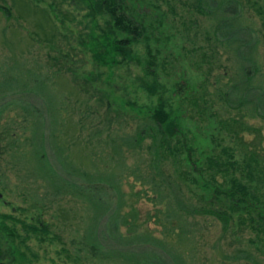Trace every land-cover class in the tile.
Wrapping results in <instances>:
<instances>
[{
  "label": "rangeland",
  "instance_id": "1",
  "mask_svg": "<svg viewBox=\"0 0 264 264\" xmlns=\"http://www.w3.org/2000/svg\"><path fill=\"white\" fill-rule=\"evenodd\" d=\"M94 2L0 0V264H99L75 259L80 247L71 240L83 228L82 201L34 202L30 192L42 182L17 157L30 148V115L20 104L44 107L49 93L61 116L58 146L82 166L92 158L109 163L110 138L134 131L137 112L176 130L166 170L191 203L230 215L228 224L212 214L193 218V242L175 238L177 253L186 264H264V113L254 96L264 92V0H125L143 32L127 45L117 40L130 36ZM224 19L242 37L233 25L219 27ZM243 41L251 56L237 51ZM241 53L256 58L245 79L255 90L245 99L219 97L238 74ZM33 74L46 85L34 99L24 87ZM140 188L133 176L123 177L126 198L161 237L155 211L163 207L137 196ZM236 191L254 208L233 206Z\"/></svg>",
  "mask_w": 264,
  "mask_h": 264
},
{
  "label": "trees",
  "instance_id": "2",
  "mask_svg": "<svg viewBox=\"0 0 264 264\" xmlns=\"http://www.w3.org/2000/svg\"><path fill=\"white\" fill-rule=\"evenodd\" d=\"M94 3V6L110 14L117 31L130 36L128 40L118 39L119 44L127 45L130 39L136 41L142 36L140 25L126 14L125 0H97ZM222 22L219 27L232 28L231 21L224 19ZM230 31L236 32L239 37L243 35L240 34L241 29L234 25ZM236 49L242 52L247 50V55H252V46L248 42H240ZM147 54L149 58L154 57L150 47H147ZM239 56L243 63L238 74L231 80L228 90H217L219 97L226 94L227 98L232 92L243 95L245 99L255 90L246 84L245 79L249 78L250 64L256 58H247L242 53ZM150 69L149 72L154 74ZM0 85L4 86L5 82H0ZM45 86L43 77L38 74L30 75L27 84H24L26 89L29 87L27 90L33 99L35 89ZM184 86L179 83V91ZM256 92L254 96L264 113V92ZM53 99L51 93L41 99L44 107L28 100L20 104L30 115L26 126V140L30 141V148H24L17 157L25 160L26 164H23L26 167L29 164L32 175L42 182L40 188L30 192L34 202H49L55 197L64 196L84 204L83 228L77 229L71 240L80 247L76 250L79 255L76 260L99 264H186L181 258L182 252L176 251L174 239L193 242V236L188 233L193 218L204 213L212 214L228 224L230 215L226 212L208 205H195L185 198L177 179L166 170L165 151L170 149L167 144L176 130L171 128L170 132L166 131L157 115L144 111L135 113L138 120L134 131H123L110 138V162H104V166L92 158L90 164L82 166L58 146L61 116ZM131 157L134 158L133 162L129 161ZM125 176H133L135 182L141 184L137 196L144 193L150 197L148 199L153 205H162L163 208L155 211L157 224L162 228L159 231L161 237L145 226L144 220L140 219L139 208L126 198L122 190ZM241 192L232 193L233 206L244 203L247 208H254L246 196L235 198ZM246 193L248 195V191ZM258 215L264 219L263 213ZM2 256L3 251L0 250V260Z\"/></svg>",
  "mask_w": 264,
  "mask_h": 264
}]
</instances>
